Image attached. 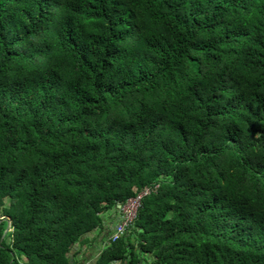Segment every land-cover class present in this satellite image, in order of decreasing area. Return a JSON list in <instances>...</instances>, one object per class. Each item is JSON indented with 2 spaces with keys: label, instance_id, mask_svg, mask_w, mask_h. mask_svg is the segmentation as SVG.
<instances>
[{
  "label": "trees",
  "instance_id": "16d2710c",
  "mask_svg": "<svg viewBox=\"0 0 264 264\" xmlns=\"http://www.w3.org/2000/svg\"><path fill=\"white\" fill-rule=\"evenodd\" d=\"M156 184L95 264H264V0H0V264Z\"/></svg>",
  "mask_w": 264,
  "mask_h": 264
},
{
  "label": "crops",
  "instance_id": "0c3cea01",
  "mask_svg": "<svg viewBox=\"0 0 264 264\" xmlns=\"http://www.w3.org/2000/svg\"><path fill=\"white\" fill-rule=\"evenodd\" d=\"M119 217L115 221L107 217L103 230L98 229L86 234L74 245L70 252L73 264H95L97 262L103 250L109 245Z\"/></svg>",
  "mask_w": 264,
  "mask_h": 264
},
{
  "label": "built area",
  "instance_id": "2783aa9c",
  "mask_svg": "<svg viewBox=\"0 0 264 264\" xmlns=\"http://www.w3.org/2000/svg\"><path fill=\"white\" fill-rule=\"evenodd\" d=\"M158 187V184L154 187H145L143 190L136 193V197L127 199L122 205L121 222L115 227L111 237L112 242L121 239L125 233L133 227L138 216L139 208L142 205L143 197L150 194L152 191H155Z\"/></svg>",
  "mask_w": 264,
  "mask_h": 264
},
{
  "label": "rangeland",
  "instance_id": "374dc122",
  "mask_svg": "<svg viewBox=\"0 0 264 264\" xmlns=\"http://www.w3.org/2000/svg\"><path fill=\"white\" fill-rule=\"evenodd\" d=\"M136 196H137V194H135L134 196L129 197L128 199L134 198V197H136ZM141 206H142V205H141ZM119 216H121V214H119ZM119 221H121V217H119Z\"/></svg>",
  "mask_w": 264,
  "mask_h": 264
}]
</instances>
